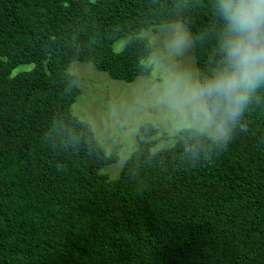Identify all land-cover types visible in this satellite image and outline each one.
I'll return each instance as SVG.
<instances>
[{
  "label": "trees",
  "instance_id": "obj_1",
  "mask_svg": "<svg viewBox=\"0 0 264 264\" xmlns=\"http://www.w3.org/2000/svg\"><path fill=\"white\" fill-rule=\"evenodd\" d=\"M177 18L206 71L211 0H0V264H264V89L227 145L193 154L179 133L152 151L142 126L115 177L117 157L71 113L72 62L131 83L150 73L142 31Z\"/></svg>",
  "mask_w": 264,
  "mask_h": 264
},
{
  "label": "clouds",
  "instance_id": "obj_2",
  "mask_svg": "<svg viewBox=\"0 0 264 264\" xmlns=\"http://www.w3.org/2000/svg\"><path fill=\"white\" fill-rule=\"evenodd\" d=\"M211 9L215 42L210 66L204 72L183 66L193 33L179 18L164 23L151 36L152 57L163 75L137 109L162 120L174 134H186V150L193 154L205 144L227 145L264 89V0H211ZM208 35L203 31L195 40Z\"/></svg>",
  "mask_w": 264,
  "mask_h": 264
},
{
  "label": "rangeland",
  "instance_id": "obj_3",
  "mask_svg": "<svg viewBox=\"0 0 264 264\" xmlns=\"http://www.w3.org/2000/svg\"><path fill=\"white\" fill-rule=\"evenodd\" d=\"M162 25H158L142 31L141 36L150 40ZM129 38H123L114 43L115 52H121L125 48ZM6 61L0 56V62ZM150 68L148 75L138 76L133 82L127 83L112 79L108 73L96 69L93 63L72 62L68 72L78 78V97L71 107V113L87 124L101 148L108 155L117 157L116 163L107 166L104 171L112 177L118 176L121 168L130 156L139 147V132L142 126L151 124L156 129V134L151 137L155 141L152 151L170 148L176 143V136L171 128L162 120H153L150 112L139 113L138 101L163 75L160 66L155 63L152 52L144 60ZM183 66L194 71L197 63L194 52V43L182 58ZM33 64L20 65L13 70V75L33 69ZM136 112L137 115H133ZM147 116L148 119H143ZM142 120V122H138ZM150 139V140H151Z\"/></svg>",
  "mask_w": 264,
  "mask_h": 264
}]
</instances>
